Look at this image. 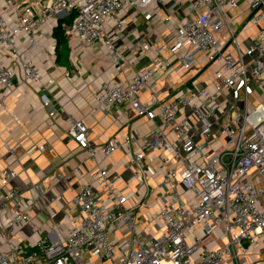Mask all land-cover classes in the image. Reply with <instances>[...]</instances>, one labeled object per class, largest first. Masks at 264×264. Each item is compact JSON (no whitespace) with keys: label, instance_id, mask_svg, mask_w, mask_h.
<instances>
[{"label":"built area","instance_id":"2783aa9c","mask_svg":"<svg viewBox=\"0 0 264 264\" xmlns=\"http://www.w3.org/2000/svg\"><path fill=\"white\" fill-rule=\"evenodd\" d=\"M242 1L258 31L245 54L225 15L226 10L238 11ZM154 5L163 6L161 24L172 23V38L156 49L144 46L145 52L157 54L153 63L124 85L104 83L95 98L103 113L128 104L138 117L162 123L148 135L129 134L100 148L106 159L123 152L126 169L139 167L144 174L148 159L165 154L153 166L168 189L157 215L159 235L144 238L128 189L121 188L122 175L97 167L92 182L83 184L70 202L71 212L81 215L78 225L57 242L42 238L32 247L15 246L12 236L30 225L36 201L14 184L18 175L5 170L0 173V264H232L264 238V0H0V53L8 51L22 64L27 81L40 86L41 103L53 108L54 117V81H44L34 61L23 58L19 37L24 35L28 50L37 52L40 41L52 39L47 25L62 22L66 39L115 53L109 22L123 31L129 11L145 12ZM145 18L152 20L150 14ZM165 51L177 55L178 64L161 59ZM201 62L217 67L212 90L180 89L153 107L142 104L139 94L159 75H181ZM12 88L0 63V89ZM6 98L0 95V119ZM68 134L88 160L96 159L99 149L84 121L70 120ZM33 190L41 197L39 187ZM197 229L206 237L220 231L225 244L203 249Z\"/></svg>","mask_w":264,"mask_h":264},{"label":"crops","instance_id":"0c3cea01","mask_svg":"<svg viewBox=\"0 0 264 264\" xmlns=\"http://www.w3.org/2000/svg\"><path fill=\"white\" fill-rule=\"evenodd\" d=\"M146 14L152 16L146 20ZM229 29L238 39L242 54L257 37L253 27V13L246 2H241L238 11L226 10ZM165 17L162 5H154L147 11L132 10L126 15L127 25L123 31L110 21L108 36L116 46L110 53L105 46L90 50L76 39H65L66 44L57 47L52 23L46 27L52 39L40 41L37 52L28 50L26 37H19L17 46L24 59H32L44 81L53 80L51 97L57 110L50 117L53 108H45L40 100V86L27 81L22 64L8 51L0 53V63L9 72L13 88L0 89L5 95L6 110L0 119V173L14 171L18 178L15 185L26 198L36 201L30 213L31 223L19 227L12 236L15 246H35L42 238L57 242L68 231L80 223L81 215L71 212L70 202L78 189L91 183V174L97 167L108 168L110 172L123 177L121 188L128 189L130 205L138 211L137 220L145 239L159 235L161 222L157 215L164 203L167 187L161 186L163 176L155 173L153 166L165 157L160 152L145 163L146 172L139 167L126 169L128 158L117 152L106 159L100 148L119 142L131 134L148 135L161 121L156 123L138 117L126 104L109 112L97 110L96 96L102 85L108 82L126 84L135 75L157 58V54L145 52L144 46L153 49L169 41L174 29L172 23L161 24ZM119 53L120 65L115 62ZM160 58L178 64V56L165 51ZM134 61V62H132ZM132 62V63H131ZM216 66L201 62L189 72L181 75L171 71L163 73L139 94L143 105L153 107L157 101L171 97L177 90H212L211 77ZM81 120L89 129V139L96 146V159L88 160L79 145L69 136L70 120ZM69 177V180H64ZM63 178V179H62ZM39 187L40 195L33 190ZM144 203L145 207H141ZM10 215L5 217V221ZM202 239L203 249L215 250L223 247L225 239L216 231L214 237H206L200 229L194 231ZM232 264H264V238L258 239L246 257Z\"/></svg>","mask_w":264,"mask_h":264},{"label":"trees","instance_id":"16d2710c","mask_svg":"<svg viewBox=\"0 0 264 264\" xmlns=\"http://www.w3.org/2000/svg\"><path fill=\"white\" fill-rule=\"evenodd\" d=\"M54 38L57 41V47L59 46H63L66 44V38L63 35V31H62V22H59L55 28L54 31Z\"/></svg>","mask_w":264,"mask_h":264},{"label":"rangeland","instance_id":"374dc122","mask_svg":"<svg viewBox=\"0 0 264 264\" xmlns=\"http://www.w3.org/2000/svg\"><path fill=\"white\" fill-rule=\"evenodd\" d=\"M213 72H215V69H213Z\"/></svg>","mask_w":264,"mask_h":264}]
</instances>
